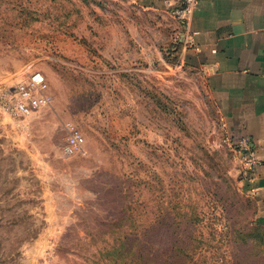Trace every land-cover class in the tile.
Returning a JSON list of instances; mask_svg holds the SVG:
<instances>
[{"label": "rangeland", "instance_id": "obj_1", "mask_svg": "<svg viewBox=\"0 0 264 264\" xmlns=\"http://www.w3.org/2000/svg\"><path fill=\"white\" fill-rule=\"evenodd\" d=\"M183 36L130 0H0V83L38 71L52 98L29 118L0 109V264H264ZM68 123L83 154L64 155Z\"/></svg>", "mask_w": 264, "mask_h": 264}, {"label": "crops", "instance_id": "obj_2", "mask_svg": "<svg viewBox=\"0 0 264 264\" xmlns=\"http://www.w3.org/2000/svg\"><path fill=\"white\" fill-rule=\"evenodd\" d=\"M130 2L150 14L165 16L178 34H184L182 65L205 77L233 140L252 138L263 167L246 186L264 226V0H201L189 28L172 16L180 0Z\"/></svg>", "mask_w": 264, "mask_h": 264}, {"label": "built area", "instance_id": "obj_3", "mask_svg": "<svg viewBox=\"0 0 264 264\" xmlns=\"http://www.w3.org/2000/svg\"><path fill=\"white\" fill-rule=\"evenodd\" d=\"M201 0H180V5L173 9L172 16L185 28H189L193 14ZM194 35V33L192 34ZM49 84L45 75L35 71L16 84L0 83V109L14 118H29L43 108L51 105L48 94ZM68 136L63 148L65 156L84 153L85 137L72 123L66 125ZM226 129V126H225ZM226 141L231 148L238 151L241 158L245 182L254 179L262 160L256 155L254 142L250 137L233 140L226 130Z\"/></svg>", "mask_w": 264, "mask_h": 264}, {"label": "trees", "instance_id": "obj_4", "mask_svg": "<svg viewBox=\"0 0 264 264\" xmlns=\"http://www.w3.org/2000/svg\"><path fill=\"white\" fill-rule=\"evenodd\" d=\"M144 224H142V226H140L141 228L143 227ZM149 224H146V227H148Z\"/></svg>", "mask_w": 264, "mask_h": 264}]
</instances>
